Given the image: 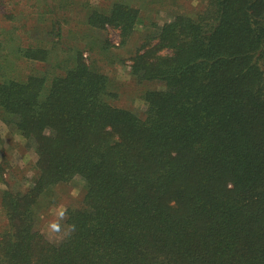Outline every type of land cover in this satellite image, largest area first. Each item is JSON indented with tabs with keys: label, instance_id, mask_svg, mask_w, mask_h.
Instances as JSON below:
<instances>
[{
	"label": "trees",
	"instance_id": "1",
	"mask_svg": "<svg viewBox=\"0 0 264 264\" xmlns=\"http://www.w3.org/2000/svg\"><path fill=\"white\" fill-rule=\"evenodd\" d=\"M143 10L88 6L84 24L124 44ZM141 36L130 75L154 83L142 114L117 104L82 45L49 84L0 82V112L37 155L27 190L3 193L0 264H264V0H207ZM37 49L26 55L44 60ZM76 177L82 193L51 240L32 207Z\"/></svg>",
	"mask_w": 264,
	"mask_h": 264
},
{
	"label": "rangeland",
	"instance_id": "2",
	"mask_svg": "<svg viewBox=\"0 0 264 264\" xmlns=\"http://www.w3.org/2000/svg\"><path fill=\"white\" fill-rule=\"evenodd\" d=\"M116 0H0V82L24 81L31 74L47 77V84L72 64L71 50L82 45L83 59L105 72L119 95L117 104L142 114L146 104L141 92L153 84L136 83L130 75V57L141 34L154 30L175 13L191 14L207 0H129L141 11L137 29L127 43H120L116 29L88 28L84 13L88 6H108ZM146 25L149 29L146 30ZM151 28L150 26H153ZM59 27L62 35L59 36ZM45 48V57L30 59L26 49ZM83 45H85L83 47ZM80 47V46H79ZM39 52V50L37 51ZM63 67V68H62ZM0 232L7 233V209L3 205L5 190L25 191L35 178L37 158L34 141L25 138L12 124L9 113L0 112ZM83 183L78 177L66 184H56L43 191L32 207L35 227L51 240L64 233H53L48 225L57 219L59 209L76 204Z\"/></svg>",
	"mask_w": 264,
	"mask_h": 264
},
{
	"label": "clouds",
	"instance_id": "3",
	"mask_svg": "<svg viewBox=\"0 0 264 264\" xmlns=\"http://www.w3.org/2000/svg\"><path fill=\"white\" fill-rule=\"evenodd\" d=\"M66 210L65 209H59L57 212V219L54 221H51L48 225L49 229L53 233H60L62 231V224L61 221L64 220L66 216Z\"/></svg>",
	"mask_w": 264,
	"mask_h": 264
}]
</instances>
